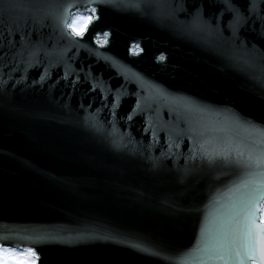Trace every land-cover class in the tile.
Instances as JSON below:
<instances>
[{"label":"water","instance_id":"obj_1","mask_svg":"<svg viewBox=\"0 0 264 264\" xmlns=\"http://www.w3.org/2000/svg\"><path fill=\"white\" fill-rule=\"evenodd\" d=\"M60 2L0 0V39L6 29L22 34L26 31L23 41L18 36L13 37L12 51L22 50L18 53L21 60L31 55L34 60L58 64L61 51L67 49L66 54L71 55L72 49L67 38L62 39L59 32L54 31L52 22L44 20L42 15ZM178 2L188 14L202 8L204 18L211 19L212 23L216 22L222 8V4L214 0H168L172 6ZM128 3L129 7L124 8L120 0H112L100 9V20L95 25L96 32L111 33L109 43L98 50L122 62L125 74L142 75L148 81L163 84L171 92L202 97L209 103L219 105L228 101L253 120L264 121V99L256 94L258 89L254 83L232 67L227 59L225 49L231 47L230 42L210 49L206 43L208 38L201 39L178 30L189 19L184 11L178 9L174 21L158 24L150 16L140 17L131 7L142 4L143 0H128ZM244 4L245 0H239L242 10ZM28 15L39 18L40 23L28 19L25 29ZM227 19L225 12L220 17L225 38L230 36L224 28ZM239 35L249 46L255 44L264 52V39L255 32L241 29ZM83 41L96 48L87 34ZM133 43H139L144 49L139 56L128 53V47ZM161 52L166 56L163 64L154 60ZM81 60L92 65L94 74L100 73L106 87L115 89L124 83L123 76H117L115 69L102 60L97 62L94 56L88 57L83 50L73 66L78 67ZM40 71L39 68L30 69L27 82L30 83ZM57 72L58 69L52 72L53 79ZM87 87L81 85V91L71 96L61 95L68 92L62 82L54 90L38 85L24 91L19 87L13 90L14 104L26 111L40 113L42 118H26L7 107L5 100L6 106L0 110V237L9 236L13 244H19L21 237L43 231L74 235L81 231L105 234L135 229L159 236L173 248H187L197 231L195 218L185 213H177L175 218L168 216L161 211L159 202L165 197L179 206H187L193 199L203 202V182L196 184L195 192L193 178L183 184L177 182L174 169L184 166L182 157L174 163L165 160V170L156 173L138 155L117 150L109 132L116 136L124 133L122 123L118 125V132L109 125L98 123L93 128L85 123L91 119L85 110L92 112L99 102L98 95L95 99H92V93L82 95ZM123 91L136 92V82L127 83L125 89H121ZM139 94L141 107L158 126L161 144L164 143V129L174 126L177 113L182 120L193 124L209 118L188 112L179 104L157 96L151 89ZM108 99L110 102L111 97ZM134 104L135 97H123L117 117L130 111ZM99 119L104 120L105 114L101 113ZM142 123V117L137 116L128 129L136 140L142 138L137 131ZM180 126L183 127V123ZM144 143H147L146 136ZM187 144V139L181 141V152H186ZM158 148L154 147L151 155L159 156ZM26 162L32 167H26ZM41 170L48 175H42ZM50 177L70 178L76 185L75 191L53 183ZM141 192L143 197L139 195ZM26 243L34 245L33 241ZM36 250L41 254V264H163L160 259L137 254L111 242L52 243L37 246Z\"/></svg>","mask_w":264,"mask_h":264},{"label":"snow or ice","instance_id":"obj_2","mask_svg":"<svg viewBox=\"0 0 264 264\" xmlns=\"http://www.w3.org/2000/svg\"><path fill=\"white\" fill-rule=\"evenodd\" d=\"M214 2L222 4L215 23L204 18L202 8H196L188 14L180 2L172 6L168 0H143L142 4L131 7L140 17L150 16L158 24L174 21L175 12L182 10L189 15V19L179 31L194 34L201 39L208 38L206 43L210 49L230 42L231 47L225 51L231 66L252 81L258 89L256 94L264 99V52L255 44L249 46L239 35L240 30L244 29L246 32H255L264 39V7L261 6L264 0H245L243 10L239 6V0ZM111 3L112 0H61L51 10L43 13L42 18L52 22L54 31H58L62 39L67 38L69 48L72 49L71 55L66 54L67 49L62 50L60 61L56 65L34 60L31 55L21 60L18 53L22 50L12 51L15 43L13 37L18 36L23 41L26 31L22 34L6 29L4 37L0 39V110L6 106L7 100V107L12 111L26 118H42V114L26 111L22 106L14 104L13 90L19 87L20 91H24L37 85L42 89L47 86L54 90L62 82L68 92H62L61 95L71 96L81 91V85H87V90L83 91L82 95L92 93V99L98 95L99 101L92 112L85 110L86 115L91 117L85 121L89 127L95 128L100 123L109 125L118 132V125L122 123L124 133L116 136L109 132L111 142L117 150L124 149L133 156L138 155L146 160L150 169L156 173L165 170V160L174 163L178 157H182L184 166L174 169L177 182L183 184L193 178L194 192L196 184L203 182V202L193 199L187 206H179L167 197L159 202L161 211L168 216L175 218L177 213L193 216L197 231L191 244L185 249L173 248L161 237L135 229L105 234L81 231L74 235L43 231L21 237L19 244H13L9 236H4L0 237V264H41V254L37 252V246L52 243L73 245L88 241L111 242L137 254L160 259L163 264H264V121L253 120L228 101L219 105L209 103L202 97L171 92L163 84L148 81L142 75L125 74L122 62L98 50L109 43L111 33L96 32L95 25L100 20V9ZM120 3L124 8L129 7L128 0H120ZM19 6L23 7V4ZM225 12L228 13V19L224 28L230 33L226 38L220 26V17ZM28 19L35 24L40 23L39 18L28 15L25 18V29ZM86 34L96 48L89 47L83 41ZM81 50L85 51L88 57L94 56L97 62L102 60L105 65L115 69L117 76H123L124 83L115 89L106 87V82L100 79V73L97 71L94 74L92 65L85 64L83 60L78 67H74ZM143 51L139 43L128 47V53L132 56H139ZM154 60L163 64L166 56L161 52ZM33 68H39L41 71L29 83L27 73ZM57 69V75L53 79L52 72ZM133 80L137 84V91L121 92V89H125L126 84ZM148 89L173 104H179L188 112L200 113L209 118L193 124L182 120L177 113L174 126L164 129V143L161 144L157 124L153 123L141 107L142 99L139 93ZM127 96L135 97V104L126 114L117 117L121 100ZM80 107L83 109V104ZM101 113L105 114L104 120L99 119ZM171 114L170 111V117ZM137 116L143 119L141 128L137 129L142 134L140 140H136L128 131ZM181 123L183 127L180 126ZM183 139L188 141L186 152L180 151ZM157 146L159 156L151 155V150ZM26 167H32L31 163L26 162ZM41 174L48 175L43 170ZM50 179L71 191L76 189L70 178ZM139 195L143 197L144 193ZM27 241H33L35 246L27 244Z\"/></svg>","mask_w":264,"mask_h":264},{"label":"rangeland","instance_id":"obj_3","mask_svg":"<svg viewBox=\"0 0 264 264\" xmlns=\"http://www.w3.org/2000/svg\"><path fill=\"white\" fill-rule=\"evenodd\" d=\"M100 38L102 39L103 37L101 36Z\"/></svg>","mask_w":264,"mask_h":264}]
</instances>
